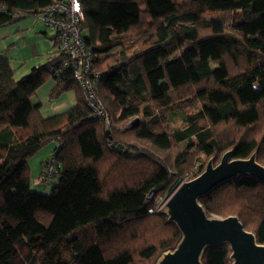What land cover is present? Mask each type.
I'll return each mask as SVG.
<instances>
[{
    "label": "trees",
    "instance_id": "16d2710c",
    "mask_svg": "<svg viewBox=\"0 0 264 264\" xmlns=\"http://www.w3.org/2000/svg\"><path fill=\"white\" fill-rule=\"evenodd\" d=\"M52 2L0 0V27ZM80 2L110 124L93 117L72 71H51L56 51L20 79L0 53V264H156L183 239L160 208L175 183L228 151L264 166V0ZM51 79V99L74 90L77 102L45 118L32 98ZM175 107L184 126L172 130ZM53 143L61 169L43 195L29 160ZM200 204L264 245V182L241 175ZM231 255L226 243L207 247L201 264Z\"/></svg>",
    "mask_w": 264,
    "mask_h": 264
},
{
    "label": "water",
    "instance_id": "95a60500",
    "mask_svg": "<svg viewBox=\"0 0 264 264\" xmlns=\"http://www.w3.org/2000/svg\"><path fill=\"white\" fill-rule=\"evenodd\" d=\"M232 154L226 152L216 166L209 161L201 175L182 183L168 198L169 219L177 224L183 239L175 251L164 254L160 264H201L207 247L224 243L231 248L232 264H264V245L258 244L237 217L208 216L200 204L214 188L241 175L264 182V166L256 154L249 159H234Z\"/></svg>",
    "mask_w": 264,
    "mask_h": 264
},
{
    "label": "rangeland",
    "instance_id": "374dc122",
    "mask_svg": "<svg viewBox=\"0 0 264 264\" xmlns=\"http://www.w3.org/2000/svg\"><path fill=\"white\" fill-rule=\"evenodd\" d=\"M18 28H21L19 30H24L23 33L18 34L17 33ZM45 31L46 29L44 25L42 24L40 19L36 16H27L25 18L15 20L7 26L0 27V51L4 49V52L6 54L10 53L11 58L12 57L14 58L15 61L13 65L17 68L16 78L20 79L28 75L31 72L32 67L33 66L36 67V65L39 64L40 61L38 60L40 59V56L46 54L47 49L50 50V48H52V44L50 42L51 41L50 39L52 38L51 33ZM45 33L49 35H46ZM15 34L16 35L26 34V35L23 36L21 39L18 38L16 40L14 37ZM8 49L10 51L6 52V50ZM46 62L47 61H43V64H45ZM50 81H47L36 92L35 96L32 98V102L34 104L36 103L40 104V102L42 103L43 108L42 111H40V113L44 114L45 116L44 115L43 116L45 118L50 117L59 112L62 113L68 110L75 103L74 102L71 104L70 97L75 98L76 96L73 91L72 93L71 91H69L62 94L58 98H54L52 101L55 102L50 104V94L52 88L49 87L51 86L50 85L51 83H55L54 80L52 79ZM51 107L59 108L57 109L58 110L57 113L54 114L48 113ZM182 108L183 107H175V108H171L169 111H166V115L171 112L168 116L170 118V128L172 130L181 129L184 126V122L182 120L183 113L181 112ZM173 111L175 112L174 114H172ZM122 128H125V126H123ZM53 148H54V143L47 145L46 147L41 149V151L37 154V156L33 157L29 162L30 173H31V190L33 192L43 195H49L51 193V189L58 182L57 177L46 178L45 181L40 179L41 172H43V168L41 171V164L45 159L47 160L48 157L52 155L53 150L51 151V149ZM189 151L190 152L195 151L194 146L189 148ZM212 159L213 158H211L209 161H211ZM213 164L214 166L217 165L214 162ZM184 182H188V178L181 179L180 183L174 184V188L172 189L171 192L167 194V198L161 201L160 208H163L165 211L169 212L166 202L170 197V195ZM163 256L157 261L156 264H160Z\"/></svg>",
    "mask_w": 264,
    "mask_h": 264
},
{
    "label": "built area",
    "instance_id": "2783aa9c",
    "mask_svg": "<svg viewBox=\"0 0 264 264\" xmlns=\"http://www.w3.org/2000/svg\"><path fill=\"white\" fill-rule=\"evenodd\" d=\"M34 16L40 19L46 32L51 33L55 43L56 54L53 56L59 60L57 65L51 67V71L57 75L63 70L72 71L74 81L93 117L105 119L109 125L110 119L97 95L101 73L96 70L94 46L87 44L83 38L85 15L80 0H53L51 5ZM60 169L61 163L54 155H50L43 166L42 180L56 177Z\"/></svg>",
    "mask_w": 264,
    "mask_h": 264
},
{
    "label": "crops",
    "instance_id": "0c3cea01",
    "mask_svg": "<svg viewBox=\"0 0 264 264\" xmlns=\"http://www.w3.org/2000/svg\"><path fill=\"white\" fill-rule=\"evenodd\" d=\"M3 27H4V26H3ZM19 29H21V28H18L17 33H18V34H19V33H23L24 30H19ZM45 32H46V31H45ZM18 34H17V35H16V34L14 35V37H15L16 40H17L18 38L21 39L23 36L26 35V34H23V35H18ZM45 34H46V35H49V34H47V33H45ZM50 38H51V37H50ZM50 40H51L50 42H51V44H52V48H50V50L47 49V50H46L47 53H46V54L43 53L44 55L40 56V59L38 60V61H40V62H39V64H37L38 66H39V65H42V64H43V61H48V58H49L50 56H52V54L55 52V43H54V41H53V38H51ZM6 43H7V42H6ZM3 46H4V44H3ZM9 51H10L9 49L6 50V52H9ZM41 51H42V50H41ZM0 53L3 54V55H5L7 58H9L10 61H11L12 66H13V68H14V69H17V68L13 65L15 60H14L13 57L11 58L10 53H7V54H6V53L4 52V49L1 50ZM44 57H45V60H44ZM37 65H36V66H37ZM33 67H35V66H33ZM33 67H32V68H33ZM17 79H18V78H17ZM50 82H51V81H50ZM50 85H51V86H50L49 88H52V89L56 86L55 83H51ZM72 91L75 93L74 90H71V93H72ZM68 92H69V91H68ZM75 95H76V93H75ZM75 98H76V96H75ZM75 98H74V97H70L71 104L75 102V103L73 104V106H74V105L76 104V102H77V98H76V100H75ZM52 100H53V98H52V99L50 98V104L53 103V102H55V101H52ZM40 104H41V106H42L41 109H40V111H42L43 105H42L41 102H40ZM73 106H72V107H73ZM70 108H71V107H70ZM57 109H59V108H57V107H55V108L51 107V108L49 109L48 113H51V114L57 113V111H58ZM60 113H61V112H59V113H57V114H60ZM51 114H49V115H51ZM41 115L43 116L44 114H41ZM54 115H56V114H54ZM44 116H45V115H44ZM44 116H43V117H44ZM52 116H53V115H52ZM54 148H55V144H54ZM54 148L51 149V151L54 150ZM36 156H37V155H36ZM45 160H46V159H45ZM45 160H44V161L42 162V164H41V171H42L43 163L45 162ZM30 161H31V159L29 160V162H30ZM40 179L42 180L41 176H40ZM30 184H31V182H30Z\"/></svg>",
    "mask_w": 264,
    "mask_h": 264
}]
</instances>
